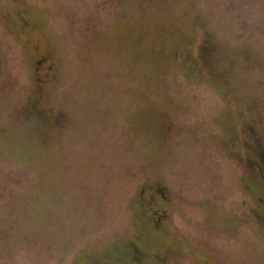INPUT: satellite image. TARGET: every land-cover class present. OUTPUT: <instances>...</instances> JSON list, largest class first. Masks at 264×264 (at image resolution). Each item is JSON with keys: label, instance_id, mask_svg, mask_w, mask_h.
Instances as JSON below:
<instances>
[{"label": "rangeland", "instance_id": "374dc122", "mask_svg": "<svg viewBox=\"0 0 264 264\" xmlns=\"http://www.w3.org/2000/svg\"><path fill=\"white\" fill-rule=\"evenodd\" d=\"M0 264H264V0H0Z\"/></svg>", "mask_w": 264, "mask_h": 264}, {"label": "flooded vegetation", "instance_id": "af4514ba", "mask_svg": "<svg viewBox=\"0 0 264 264\" xmlns=\"http://www.w3.org/2000/svg\"><path fill=\"white\" fill-rule=\"evenodd\" d=\"M155 192H157L161 198L164 197V196L160 193V191H157V190H156ZM150 215H151V217H152V223L159 222V220L164 216V211L161 210V211H159V212H156L155 210H152L151 213H150ZM135 247H136V246L131 245V252H133V254H131V257L137 259L138 257H137L136 254H135V253H136V248H135Z\"/></svg>", "mask_w": 264, "mask_h": 264}]
</instances>
